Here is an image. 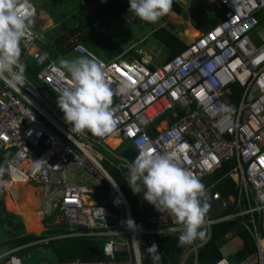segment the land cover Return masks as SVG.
I'll return each mask as SVG.
<instances>
[{"label":"built area","instance_id":"2783aa9c","mask_svg":"<svg viewBox=\"0 0 264 264\" xmlns=\"http://www.w3.org/2000/svg\"><path fill=\"white\" fill-rule=\"evenodd\" d=\"M28 2L31 9L20 11L25 15L33 12L34 21L37 6ZM217 2L223 11L221 21L187 41V48L166 62L130 57L133 47L107 60L81 44L74 46L75 52L94 56L111 69L107 79L113 89L122 80L132 85L128 94L114 95L116 129L104 138L87 130L78 134L71 126L64 128L40 106L43 97L29 80L19 91L0 80V155L11 150L10 159L19 170V178L12 181L43 186L47 201L44 215L59 208L70 230L12 250L7 264H24L11 254L21 248L62 238L99 240L104 259L37 264H144V235L181 233V225L157 230L127 226L129 219L135 222L127 201L91 155L95 144L114 137L132 144L138 153H167L206 183L211 203L203 229L207 236L201 244L188 246L182 264L209 241L211 228L223 223L238 224L251 239L254 251L237 260V251L223 247L225 254L213 264H264V0ZM31 34L21 42L25 49L45 43L33 24ZM33 58L41 67L37 80L58 97L72 86L71 77L58 70L59 65L46 52H35ZM36 161L45 163L34 173ZM224 180H230L236 191L228 199L217 191ZM106 182L114 213L92 199L95 187ZM229 206H234L233 211L226 213Z\"/></svg>","mask_w":264,"mask_h":264},{"label":"clouds","instance_id":"9594fccd","mask_svg":"<svg viewBox=\"0 0 264 264\" xmlns=\"http://www.w3.org/2000/svg\"><path fill=\"white\" fill-rule=\"evenodd\" d=\"M129 5L130 19L125 23L128 26L130 32H127L126 30H128V28L123 26L125 28L124 31L127 32L128 36L133 35L136 25L138 27H145L143 25L139 26L135 17L143 22L155 24L165 16H169L170 14L174 15V13H172V10H174L172 9L173 0H129ZM20 9H31V5L29 4L28 0H0V80H2L7 86L16 91H19L20 88L24 86L27 80L25 75L27 66L21 61L20 44L23 40L30 39L32 36L31 25L33 24V20L31 19V17L34 14L33 12H29L27 15L22 14ZM175 12L177 14L181 13H178L177 11ZM123 27H121V29H123ZM151 33L152 30L150 31V37ZM145 40L146 38L143 40L134 41L136 45L129 46L133 47L130 54L133 51L138 54L137 46ZM127 48H125L119 56H122ZM138 55L142 57L140 54ZM58 70L66 71L70 75L72 81V86L63 89L58 97V107L63 112L65 121L71 125V131L78 134H83L87 130L93 136L99 138H104L107 135L114 133L117 121L114 118L115 109H113L112 107L113 97L116 94H128L130 91H132V85L128 81L122 80L120 81L117 88L113 89L107 79V72L111 69L106 68V66L98 62L94 56H80L73 59L61 58L59 61ZM173 143L174 141L170 143L168 147L171 148ZM103 144L104 143H98L97 145ZM125 146L131 147L138 154L135 160L128 165L129 187L134 193L138 194L141 191L142 186L144 190V200L151 204L158 212L166 211L175 218V225L160 226L157 229H168L171 227H177L178 225L182 226L181 233L176 234L174 237L178 238L179 246L185 247L184 255L185 253L187 254L188 246L192 244L198 245L197 240H203L206 235L203 229L205 225L206 215L207 213L210 214V202L209 196L206 195L204 186L205 182L201 183L198 178L192 175L191 172L179 166L178 163L175 162V160L167 153L154 154L150 150H145L138 153L134 149L132 144L123 143L121 141L120 149ZM94 158L101 165L100 161L96 157ZM43 163L45 162H34L33 172H38ZM5 176L9 177V179H5ZM18 178L19 170L15 166V160L6 158L4 163L0 164V198L4 201V204L7 195L13 193L12 190H18L20 186L23 187L22 189H24L25 187H31L28 185L40 186V188L34 189V193L35 190H40L42 192L43 199L39 198L38 201V203H42V208L40 209L41 211L38 212L40 213L38 215L40 222L42 224L45 222L47 230H49L48 224L54 227L65 224L68 228V231L66 233L58 235H44V232H47V230L36 235L26 230L24 220L22 219L26 233L34 234L39 237V239L33 242L67 234L70 230L67 225L66 219H64V222L62 223L55 222L56 217H59V215L62 217V213L60 212L59 208H57L50 215H44L46 208L45 203L47 202L45 199L46 196L44 187L34 183H21L12 181ZM16 184H18V187L13 189V186ZM105 184L109 186L107 182L103 185ZM116 185L113 184L114 187H118ZM102 186H100V188ZM96 188L97 187H95V189ZM93 196V202L98 204L94 200ZM32 197L34 198V196ZM124 198L126 200L125 196ZM116 203L118 204L119 201H117ZM99 206L107 208L113 213L115 212L112 209L111 205L110 207L101 205ZM5 207L7 209L6 204ZM53 215L54 219L52 220V222H46V219ZM126 223L127 226L136 228L134 221L129 219ZM157 229L155 228L148 230ZM144 236L167 238L173 235L169 234L166 236H162L157 234ZM53 241L57 240L42 242L28 248H34L33 252L36 253V251L40 249H35L36 247L48 245ZM137 243L139 244L138 241ZM22 246L24 245L18 247ZM5 247H7L8 250L6 248V251L2 252ZM18 247H2L0 251V257L4 256L6 258L1 259L0 263L2 264L3 260L9 261L10 257L7 256V254ZM28 248H21L11 254L16 255L22 260V262H24V264H27L26 259H29L31 257L28 253H32V251L27 252L28 255L26 259H23L18 253L21 250ZM146 251L152 259L153 264H156V262L160 260V252L158 250V246L155 243H153ZM198 251L192 254L196 256V254H198ZM192 254H190L189 256H191Z\"/></svg>","mask_w":264,"mask_h":264},{"label":"trees","instance_id":"16d2710c","mask_svg":"<svg viewBox=\"0 0 264 264\" xmlns=\"http://www.w3.org/2000/svg\"><path fill=\"white\" fill-rule=\"evenodd\" d=\"M56 1H58V4H61V0ZM211 1L217 3V0ZM81 3V9L74 15H72L70 18L67 14L63 13V16L68 19L67 21L71 20L73 22V27L69 28L68 26L66 32H64L63 35L55 41L54 44L56 47H58V52H61V54L71 55V49L73 48V45L69 44V38L74 35V32L87 30L89 32L88 42L92 43L91 45L93 46V49L89 44H87V46L91 50H95L96 52H102L103 55L105 54V56L110 59L119 56L124 51V47L122 45L123 43H117L115 40L107 38L105 35V31L101 29V27L96 29L92 26L96 15L99 17L104 15V17L106 18L107 15L110 14V11H112V8L115 6L116 9H119V11L121 12L130 13L129 0H82ZM172 8H175L181 12L180 8L177 7L174 2ZM192 11H196L200 15V20L203 22H205L206 18L210 15V12H208L207 8L201 5H197ZM172 13H174V15L170 14L169 16H165V23L171 25L172 27H179L182 24L181 16L177 14L174 10H172ZM135 19L139 26L143 25L145 27L151 28L152 38L164 47V62L177 56L187 48L186 43L179 38L181 32L180 30L176 32L167 27L156 28L155 24L143 22L137 17H135ZM213 20L215 21L216 19ZM103 25H105V23L101 22V26ZM186 32L187 36L196 37L199 35V30H196L192 27H189ZM132 53L135 57H140L135 51H133ZM21 57L23 58V54L21 55ZM26 69L28 70V78L26 77L27 80L33 83L34 81L36 82V75L39 71H41V67L35 65L34 63H29ZM29 74H31V76H29ZM236 89L238 88L234 87L235 91ZM115 103L116 99L113 97V104ZM110 143L113 147L117 146L113 140H111ZM115 155L129 163L133 162L138 156V154L129 146L121 148V150H119V152ZM10 157L11 150L3 152L0 155V164H3L5 159H10ZM125 167L126 169L124 168L122 172L113 170L114 172H111V175L121 188L122 193L126 197L127 201H131V205H133L132 211H134L133 214L135 213V215H139L135 220L136 229H155L160 226L175 225L176 221L172 215H170L166 211L158 212L151 204L144 200L143 189L140 191L141 193L139 192L140 195L138 196V198H136L135 201L133 200L136 195H134V193L131 191L129 184L125 182V178L128 182V166ZM5 179H9V177L5 176ZM109 189L110 188L107 184L103 185L101 188L97 187L95 189L96 192L93 198L99 205L109 207V205L107 204V196L109 194ZM217 191L220 192L223 199H226L229 194L236 195L234 184L230 180L222 181L217 186ZM233 208L234 206H229L226 213L232 212ZM7 209L10 210L8 206ZM7 209L5 207L4 201L0 198V220L1 223L8 228L9 234V238L5 243L0 241V250L4 246L15 248L39 239V237L34 234L26 233L24 229L25 227L23 224V220L21 216H18L20 215L18 211L10 210L18 214L15 215L9 212ZM53 219L54 215L50 216L47 219V222L51 223ZM48 227L49 230H47V232H44V235H58L66 233L68 231V228L65 224H61L55 227L50 226V224H48ZM232 228L236 230L237 235L242 237L245 241V244H243L241 251H239L238 254H235L236 259H241L245 255L250 254L254 251V245L251 239L249 238L247 233L241 227L238 226V224L223 223L212 227L211 238L209 239V242L202 246L198 251V264H213L222 257L221 249L223 250V245L225 243L223 236L225 233L232 230ZM153 243L158 246V250L160 252V260L156 262V264L181 263V258L184 256L185 247L179 246L178 238L174 236H169L167 238L143 236L141 238V253L144 264H153L152 259L146 251ZM44 246H48L51 248L55 255V261L58 262L75 260L76 258H82L87 261L104 259L103 244L97 240H89L86 238H68L53 241L48 245ZM38 248L40 247H36L35 249ZM29 251H34V248L21 250L18 254L22 255ZM194 259L195 255L192 254L188 258L186 264H194Z\"/></svg>","mask_w":264,"mask_h":264},{"label":"crops","instance_id":"0c3cea01","mask_svg":"<svg viewBox=\"0 0 264 264\" xmlns=\"http://www.w3.org/2000/svg\"><path fill=\"white\" fill-rule=\"evenodd\" d=\"M31 1H33L36 4L37 9H38V16L33 21V27L41 33V35L43 36V38L45 40V43H40L39 42L31 49H27V48L25 49L23 47V45L20 44L21 55L23 54V58L21 57V61L24 64H26V66H28L29 63H31V64L34 63L35 65H37L35 59L33 58V54L35 52H46L49 55L50 60L55 61L56 63H57V61H60L61 58H68L67 57L68 54H61V52H58L59 49H58V47L55 46L54 43L59 37H61L63 35L64 32H66V29H67L68 26H69V28L73 27V22L71 20L67 21L68 19H66L63 15H62L63 17L60 18L59 15H55V13L57 11H60V10H62V11L68 10L67 11V13L69 14L68 17L70 18L72 15H74L76 12H78L81 9V7H79V9H76L75 11L71 12L72 9H74L75 5L79 4V6H82L81 5L82 4L81 3L82 0H79L78 4H76V2H70L68 0H61V4H58L57 3L58 1H56V0H31ZM67 5H68V8H66ZM217 5H218V3H217ZM207 10H208V12H210V15L206 18L207 21L202 22L203 24L206 23L207 27L206 26L203 27L198 22H193L192 23V25H193L192 28H194L196 30H202V31H199V33L203 32V31H205L207 29H211L210 28L211 25H214V26L217 25L222 19L223 11L219 10L218 6H216V8L214 6L210 7V9L207 8ZM129 16H130V13L121 12V11H119V9H116V6H115V7L112 8V11H110V14H108L106 18L104 17V15L101 16V17L96 15L92 27H94L96 29L101 27V29H103L105 31V35H106L107 38L113 39L114 36H115V37L120 39V31L117 33L116 30H117V28H119V30H120L121 26H125V27L128 28V26L126 25L125 22L130 19ZM213 19H216L215 20L216 22ZM184 21H187V20L185 19ZM101 22H104L105 25L101 26ZM65 24H66V26H65ZM162 27H167V28L171 29V25H168L165 22H164V26H162ZM261 27L264 29V22L261 23ZM172 30L176 31L175 29H172ZM185 31L186 30L180 32L179 38L182 39L186 43L188 40H190V38L183 37V32H185ZM185 35H186V33H185ZM68 37H70V36H68ZM88 37H89V32L87 30H81V31H78V32H74V35L71 36L69 38V41H68L70 45H73V48L71 49L72 50L71 51V55L69 57L75 58V57L84 56V55H81L80 53L74 51V46L75 45L81 44L84 47H86L87 49H90L87 46V44H89L91 46V48L93 49V46L91 45L92 43L88 42ZM115 41L117 43L118 42H122L123 43L122 45H123L124 49L129 47V46H131V45H128L129 41L128 42H124V41H121V40H115ZM137 51H138V54H141V56H145V55H143V53L141 52L140 49H138ZM93 52L96 53L95 50ZM96 54L97 55H101V56L103 55V53L99 52V51H97ZM128 55L129 54H127V56ZM129 56L130 57H135L133 53H131ZM145 57H150V56H145ZM102 58L107 59L108 57L107 56H105V57L103 56ZM109 59L110 58H108L107 60H109ZM160 61H163V60H160ZM26 75H27L26 77L28 78V70L27 69H26ZM29 76H31V74H29ZM31 83H33V82H31ZM33 84L37 87V90L39 91V93L43 97V102L41 104H46L47 105V112L50 115L49 110H53L54 111V105H58V101H57L58 96H57V94H55L52 89H50L47 86H45L44 84L40 83L37 80V75H36V82L34 81ZM48 99H51L52 103H49ZM48 106H50L51 108L48 109ZM51 117H53V116H51ZM112 139L114 140V142L117 145V147L115 149H112L107 144V142L109 140L106 143H104L103 145L95 144L94 148L96 146H102L103 148H105V150L107 152H109L111 154H113V152H115V151L121 150L120 149L121 140L118 139V138H115V137L111 138L110 140H112ZM94 148L92 149V151H94ZM115 154H117V153H115ZM113 156H114V158L117 161H120L121 163H123V166H121V167L117 165L118 167H120L122 169V171L124 170V168L126 169L125 166H128L130 164L129 162H126L124 159L119 158L116 155H113ZM124 177H125V175H124ZM125 182L128 184L126 178H125ZM16 187L17 186H14L13 189L16 188ZM24 189H29V190H31L34 193V189L31 188V187H25ZM142 189L143 188L141 186V190ZM119 190H121V189L119 188ZM121 192H122V190H121ZM40 193H41V199H43L42 198V192L40 191ZM140 193H138V194L134 193V195H136V197L133 199L134 201L136 200V198H138ZM10 194H11V200H13V203H15L16 205H20V203H18V202H20L19 200L23 201V198L18 197V199H17L18 201H17L16 197L13 196L12 193H10ZM219 194H220V192H219ZM108 196H109V194H108ZM108 196H107V204L110 207V203L108 202ZM231 196H232V194H229L226 199L230 198ZM13 197H14V199H13ZM7 200L8 199H6L5 201H7ZM25 200L29 201V199H26V198H25ZM33 200H34V198H33ZM37 202H31V204H30L31 206L33 205L32 207L35 209L34 212L35 213L37 212L36 214H32L31 213L29 215H26V214H23L21 211H18L20 216H22L24 218V223H25L26 217L28 219L32 220V218H31L32 216L31 215H39L40 214L38 212L41 211V210L38 209V207L36 208V206H38ZM127 202H128L129 207H130V211H131L132 217H133L134 220H136V218L139 215L138 214L135 215V213L133 214V212H134V211H132V209H133L132 206L133 205H131V201H127ZM5 204H6V202H5ZM39 204L42 205V203H40V202H39ZM209 205L211 206V203H209ZM14 211H16V210H14ZM28 222H29V220H28ZM31 224H33V223H31ZM205 233H206V231H205ZM206 236H207V234L205 235V238H206ZM223 237H224V240H225V243H224L223 247H225V248L229 247L230 248L229 249L230 252H234V251L239 252V251H241L243 244H245L244 239L242 237H240L239 235H237L236 230H234L233 228L229 232L225 233ZM210 238H211V235H210ZM204 239L203 240H197V242H200V244H201L204 241ZM234 242H237L239 244V246L238 247H234L233 246ZM183 258L184 257L181 258V263L180 264L183 263ZM188 258L186 259L184 264H186ZM194 264H196V256H195V259H194Z\"/></svg>","mask_w":264,"mask_h":264},{"label":"rangeland","instance_id":"374dc122","mask_svg":"<svg viewBox=\"0 0 264 264\" xmlns=\"http://www.w3.org/2000/svg\"><path fill=\"white\" fill-rule=\"evenodd\" d=\"M68 1L76 2V4L79 3V0H68ZM173 2H174V4L177 7L180 8L181 13L179 15L181 16V19H182V24L179 27H172L171 26V29H175L176 32H178V30H180L181 32L184 31V30L187 31L189 27L193 26L192 22H198L203 27L204 26L207 27V24L206 23L203 24L202 23L203 21L200 20V15L196 12L198 9L195 12L192 11L197 5L204 6L205 8H208V9H210V7H213V6L216 8V3L214 1H211V0H173ZM79 7H80L79 4L75 5L74 9H72L71 12L75 11L76 9H79ZM66 8H68V5L66 6ZM172 9H174L177 12H180V11H178L175 8H172ZM67 11L68 10H66V11H57L55 13V15H59V17L61 18V17H63L62 16L63 13H66L67 15H69L67 13ZM186 17H187L188 21H184L186 19ZM205 21H207V19ZM164 22H165V17H163L159 22L155 23V25H156L157 28L158 27H162V26H164ZM213 26L214 25H211L210 28H212ZM150 31H151V28H149V27H144L143 28V27H138L136 25L133 35H129L127 39H124V42H128L129 41L128 45H136V43H134V41H139V40H143V39L146 38V40L144 42H142L141 44H138L137 49H140L141 52L143 53V55L150 56L153 59V61L157 64L158 62H161L160 60L164 59V47L160 43H158L155 39H153L152 36L150 37ZM186 31L183 32V37L190 38V40H195V38L197 36L196 37L195 36H186L187 35ZM199 31H202V30H199ZM116 32L117 33L119 32V28H117ZM185 33H186V35H185ZM253 39L254 40H258V38H256L255 36L253 37ZM112 40H121V38L119 39V38L114 36V38ZM257 42H259V40ZM69 56L70 55L67 56L68 57L67 59H73L72 57H69ZM103 56L105 57V54ZM57 64L59 65V61H57ZM48 102L52 103V100L48 99ZM40 106L43 107V108H47L46 104H41L40 103ZM49 113H50L51 116L56 118L60 122V124H62L64 126V128H70V124H68L65 121L64 114L60 110L58 105H54V111L53 110H49ZM110 142H111V140L108 141L107 144L112 149H115L117 146L113 147ZM118 152H119V150L115 151V152H113V154H111V153L107 152L105 150V148H103L102 146H96L94 148V151L91 152V154L100 161V163L103 166V168L105 169V171L109 174V176L114 181H115V179L112 177L111 172H114L113 170H117L119 172H122V169L120 167L123 166V163H121L120 161H117L114 158V156H113V155H115V153H118ZM117 165L120 166V167H118ZM115 183H116V181H115ZM28 186H31V188H33V189L40 188V186H35V185H28ZM117 186L119 187L118 184H117ZM22 188L23 187L20 186L18 188V190H12V192H13L12 194H13V196L16 197V200L18 199V197H21V198H23V201L19 200L20 202H18V203H20V205H16L15 203H13V200H11V194H8L7 197L5 198V200L8 199L7 201H5L7 203L8 208L10 210L14 209L16 211H21L23 214H26V215H29L31 213L32 214H36L37 212L36 213L34 212L35 209L32 207L33 205L31 206L30 204H31V202L39 201V198H41L40 190H35V193L32 194L33 192L31 190L22 189ZM32 196H34L35 200H33ZM25 198L29 199V201L25 200ZM13 199H14V197H13ZM37 207H38V209H41L42 205H40L38 203V206H36V208ZM10 210H8V211H10ZM14 214L17 215V213H14ZM31 216H32L31 217L32 220H30V219H28L26 217V220H25V223H24V224H26L25 227L28 230V232L38 235L39 233L47 230L45 222L42 224L40 222L39 218H38L39 217L38 215H31ZM21 218L24 220V218L22 216H21ZM64 219H65L64 217H61L59 215V217H56L55 222L56 223H62V222H64ZM28 220H29V222H28ZM46 222H47V219H46ZM31 223H33V224H31ZM171 235L175 236L176 234H171ZM8 238H9L8 228L6 226H4L1 223V220H0V241L5 243ZM197 244H199V242H197ZM233 246L234 247H238L239 244L237 242H234ZM6 248L7 247H5L2 250V252H5ZM226 248H227V250L230 249L229 247H226ZM226 248H224V249L226 250ZM224 249L221 251L222 255L225 254V250ZM7 250H8V248H7ZM28 254L31 257L29 259H26ZM28 254L24 253V254L20 255L23 259L27 260L28 264H32V263L36 264V263H39V261L58 262V261H55L56 259H55L54 252L48 246H42V247H40V249H38L36 251V253L32 251V253H28ZM229 260L232 262L233 254H232V256H231V258ZM3 263L7 264V260H3Z\"/></svg>","mask_w":264,"mask_h":264},{"label":"flooded vegetation","instance_id":"af4514ba","mask_svg":"<svg viewBox=\"0 0 264 264\" xmlns=\"http://www.w3.org/2000/svg\"><path fill=\"white\" fill-rule=\"evenodd\" d=\"M121 27H123V26H121ZM124 30H125L124 27H123V29L119 30L120 31V38H121L122 41H124V39L128 38L127 32H130L129 28H128V30H126L127 32L124 31Z\"/></svg>","mask_w":264,"mask_h":264},{"label":"water","instance_id":"95a60500","mask_svg":"<svg viewBox=\"0 0 264 264\" xmlns=\"http://www.w3.org/2000/svg\"><path fill=\"white\" fill-rule=\"evenodd\" d=\"M196 264H198V254H196Z\"/></svg>","mask_w":264,"mask_h":264},{"label":"bare ground","instance_id":"6f19581e","mask_svg":"<svg viewBox=\"0 0 264 264\" xmlns=\"http://www.w3.org/2000/svg\"><path fill=\"white\" fill-rule=\"evenodd\" d=\"M186 33H187V32H186ZM112 140H113V139H112ZM113 141H114V140H113ZM14 186H18V184L14 185ZM14 186H13V187H14Z\"/></svg>","mask_w":264,"mask_h":264}]
</instances>
